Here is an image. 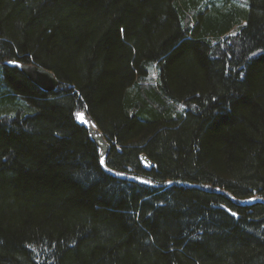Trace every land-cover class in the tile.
Instances as JSON below:
<instances>
[{"label": "trees", "instance_id": "obj_1", "mask_svg": "<svg viewBox=\"0 0 264 264\" xmlns=\"http://www.w3.org/2000/svg\"><path fill=\"white\" fill-rule=\"evenodd\" d=\"M0 264H264V0H0Z\"/></svg>", "mask_w": 264, "mask_h": 264}, {"label": "water", "instance_id": "obj_2", "mask_svg": "<svg viewBox=\"0 0 264 264\" xmlns=\"http://www.w3.org/2000/svg\"><path fill=\"white\" fill-rule=\"evenodd\" d=\"M5 64L11 67H16L29 82L42 92H52L58 86V81L50 71L34 63H21L16 60H10L6 61ZM83 121L91 140L99 149L100 165L106 170L104 160L108 151V144L105 142L100 130L94 126L92 120L85 112L83 113ZM140 161L143 167L147 170L154 166L153 162H151L144 154L140 156Z\"/></svg>", "mask_w": 264, "mask_h": 264}, {"label": "rangeland", "instance_id": "obj_3", "mask_svg": "<svg viewBox=\"0 0 264 264\" xmlns=\"http://www.w3.org/2000/svg\"><path fill=\"white\" fill-rule=\"evenodd\" d=\"M239 1H242V0H239ZM240 3H241V2H240ZM231 33L233 34V33H235V31L233 30Z\"/></svg>", "mask_w": 264, "mask_h": 264}, {"label": "snow or ice", "instance_id": "obj_4", "mask_svg": "<svg viewBox=\"0 0 264 264\" xmlns=\"http://www.w3.org/2000/svg\"><path fill=\"white\" fill-rule=\"evenodd\" d=\"M79 115V114H78ZM102 163H103V161H102Z\"/></svg>", "mask_w": 264, "mask_h": 264}]
</instances>
